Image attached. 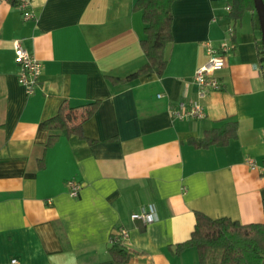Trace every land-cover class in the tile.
<instances>
[{
    "label": "crops",
    "instance_id": "crops-1",
    "mask_svg": "<svg viewBox=\"0 0 264 264\" xmlns=\"http://www.w3.org/2000/svg\"><path fill=\"white\" fill-rule=\"evenodd\" d=\"M28 1L33 16L23 18L16 3L0 0V264H199L195 247L170 250L190 236L195 211L264 222V174L245 163L264 166L255 9L233 19L231 0H175L161 74L123 81L146 61L135 0ZM14 39L41 62L29 95ZM222 40L233 47L214 71L220 88L200 99L205 116L172 118V106L197 98L193 73L206 43ZM60 110L69 124L81 122L83 137L59 131L46 147L42 121ZM228 120L238 129L226 144L190 141ZM69 179L80 184L76 195ZM148 204L153 221L131 218ZM119 227L130 253L121 263L109 251Z\"/></svg>",
    "mask_w": 264,
    "mask_h": 264
},
{
    "label": "trees",
    "instance_id": "trees-1",
    "mask_svg": "<svg viewBox=\"0 0 264 264\" xmlns=\"http://www.w3.org/2000/svg\"><path fill=\"white\" fill-rule=\"evenodd\" d=\"M175 0H135L133 9L141 10L144 22V36L140 39L146 61L135 71L122 78L132 80L150 72L161 74L166 64V47L172 41V3ZM254 10L253 0H231L228 15L239 19L247 10ZM257 21V18H256ZM258 24V21H257ZM258 55L264 62L262 43H258ZM97 100L91 102L90 112L96 108ZM49 135L45 146L52 145L58 132L83 137L81 122L69 124L64 111L42 121ZM238 124L228 120L219 126L206 129L198 138L190 141L198 147L210 144L224 145L237 135ZM188 247H195L199 264H262L264 259V222H246L226 216L212 218L195 211V224L190 236L170 246L173 254H179ZM109 251L114 261L121 263L130 258L128 248L121 242L111 243Z\"/></svg>",
    "mask_w": 264,
    "mask_h": 264
},
{
    "label": "built area",
    "instance_id": "built-area-1",
    "mask_svg": "<svg viewBox=\"0 0 264 264\" xmlns=\"http://www.w3.org/2000/svg\"><path fill=\"white\" fill-rule=\"evenodd\" d=\"M16 3L22 11L23 18H30L33 16V12L29 9L28 0H9ZM231 5H226V10H230ZM229 34L232 33V27H227ZM233 44L230 41L222 40L220 44L215 47L211 43H206V55L207 58L204 63L199 65L193 73V81L197 84V98H191L188 100H180L175 106L170 109L172 118L185 119V118H203L205 116L204 107L200 101L207 92L213 89L220 88L221 84L219 79L214 75V71L225 64L227 55L232 49ZM14 57L19 66L17 79L23 86L27 95L32 94L35 91L39 83L41 74V62L40 60L26 49L19 39L13 40ZM264 140V133L262 135ZM245 163L251 168L258 170L264 174V166L258 165L252 157H245ZM69 187V193L76 195L78 193L80 184L74 180L69 179L67 181ZM132 219H141L143 222H151L156 218L155 207L153 204H148L142 207L139 211L131 213ZM128 236V232L124 227H119L118 231L110 237V242H122ZM17 258L13 257L10 260V264H17ZM264 264V259L262 261Z\"/></svg>",
    "mask_w": 264,
    "mask_h": 264
},
{
    "label": "water",
    "instance_id": "water-1",
    "mask_svg": "<svg viewBox=\"0 0 264 264\" xmlns=\"http://www.w3.org/2000/svg\"><path fill=\"white\" fill-rule=\"evenodd\" d=\"M253 2L254 9L257 14L259 29L261 32V42L264 50V0H253Z\"/></svg>",
    "mask_w": 264,
    "mask_h": 264
},
{
    "label": "rangeland",
    "instance_id": "rangeland-1",
    "mask_svg": "<svg viewBox=\"0 0 264 264\" xmlns=\"http://www.w3.org/2000/svg\"><path fill=\"white\" fill-rule=\"evenodd\" d=\"M257 15V14H256Z\"/></svg>",
    "mask_w": 264,
    "mask_h": 264
}]
</instances>
